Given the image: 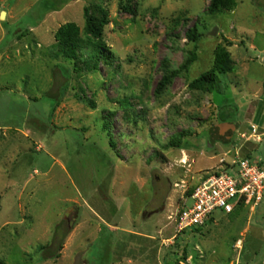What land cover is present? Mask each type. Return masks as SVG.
Returning <instances> with one entry per match:
<instances>
[{"label": "rangeland", "instance_id": "1", "mask_svg": "<svg viewBox=\"0 0 264 264\" xmlns=\"http://www.w3.org/2000/svg\"><path fill=\"white\" fill-rule=\"evenodd\" d=\"M235 2L211 15L209 0H123L133 15L120 0H0V264H264V198L199 228L177 222L221 161L264 159L253 125L264 116L252 119L264 100V0ZM85 8L108 15L115 57L93 72L55 57L56 31L72 22L84 33ZM226 41L233 70L212 93L190 90Z\"/></svg>", "mask_w": 264, "mask_h": 264}, {"label": "trees", "instance_id": "2", "mask_svg": "<svg viewBox=\"0 0 264 264\" xmlns=\"http://www.w3.org/2000/svg\"><path fill=\"white\" fill-rule=\"evenodd\" d=\"M121 10L130 12L135 15V11L127 6L123 5V0H120ZM210 4L207 8L208 14L215 15L220 14L224 10H231L235 7V0H209ZM85 28L82 33L80 27L75 23H66L62 25L55 33V57H62L63 59L74 62V70L79 72L86 70L93 72L98 70L101 61L107 64H112L115 59L114 54L109 50L104 41V29L110 24L108 15L106 12H102V15L96 16L90 13L88 8H85ZM187 37L190 41L197 42L200 39V34L196 27H193L187 32ZM227 42V41H226ZM230 42L226 45H218L215 49L214 60L212 69L202 74L189 84L190 90L212 93L216 90L220 81V75H226L233 70V60L227 47L231 46ZM88 51L87 54L83 53V50ZM197 60V54L195 51L190 52V55L185 60L179 71H168L161 79L157 93L161 94L168 85L171 84L173 78L177 76L181 71H188L192 64ZM82 65V67L80 66ZM56 98V96H54ZM57 100V99H56ZM263 103L258 105V109L255 112L253 120L257 116L262 115ZM222 122L226 123V119L222 116ZM259 119V118H258ZM223 143L229 142V139L218 138V141ZM250 158L251 156H246ZM193 189L189 191L188 195L192 193ZM243 208H238L233 214L242 211ZM60 227H57L56 232H61ZM47 247H44L46 249Z\"/></svg>", "mask_w": 264, "mask_h": 264}, {"label": "built area", "instance_id": "3", "mask_svg": "<svg viewBox=\"0 0 264 264\" xmlns=\"http://www.w3.org/2000/svg\"><path fill=\"white\" fill-rule=\"evenodd\" d=\"M264 198V159L236 157L221 161L195 185L178 215L180 231L199 228L216 213L233 214L238 208L256 211ZM243 240L236 248L242 249Z\"/></svg>", "mask_w": 264, "mask_h": 264}, {"label": "crops", "instance_id": "4", "mask_svg": "<svg viewBox=\"0 0 264 264\" xmlns=\"http://www.w3.org/2000/svg\"><path fill=\"white\" fill-rule=\"evenodd\" d=\"M254 47V46H253ZM252 47V48H253ZM253 49H256V48H253ZM262 99H264V98H262ZM260 103H263V106H262V115L264 116V100H261V99H259L258 100V102L256 103L257 104V106H256V108L254 109V111L256 112V110L258 109V105L260 104ZM255 112L252 114V116H254L255 115ZM252 119H253V117H252ZM254 121V120H253ZM227 123V122H226ZM229 124V123H228ZM253 125H255V126H258V127H260V128H262V129H264V125H259V124H253ZM227 128V127H226ZM224 129H225V127H224ZM228 137H229V134H227V139H228Z\"/></svg>", "mask_w": 264, "mask_h": 264}, {"label": "water", "instance_id": "5", "mask_svg": "<svg viewBox=\"0 0 264 264\" xmlns=\"http://www.w3.org/2000/svg\"><path fill=\"white\" fill-rule=\"evenodd\" d=\"M4 16H5V14L3 13V14L1 15V19H4V18H5ZM215 34H216V29H215V31L212 33V35H215ZM227 124H228V123H222V125H223L225 128L227 127V129L230 130L231 127H228ZM231 130H232V129H231ZM229 136H230V134H229Z\"/></svg>", "mask_w": 264, "mask_h": 264}]
</instances>
